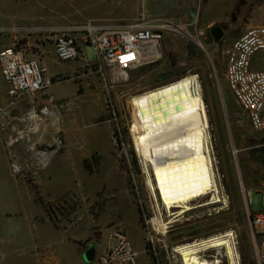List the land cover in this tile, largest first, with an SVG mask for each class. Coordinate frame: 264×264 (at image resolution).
<instances>
[{"label": "rangeland", "instance_id": "374dc122", "mask_svg": "<svg viewBox=\"0 0 264 264\" xmlns=\"http://www.w3.org/2000/svg\"><path fill=\"white\" fill-rule=\"evenodd\" d=\"M263 7L264 0H0V28L26 29L15 36L0 32V49L16 44L30 58L43 60L44 75L52 81L10 105L0 76V264H39L44 244L68 264H98L115 229L138 253L137 264H149L148 255L150 264H178L177 246L230 231L237 237L238 263L255 264L248 209L264 212V133L252 130L227 90L222 53L246 28L264 23ZM142 16L184 28L196 38L167 31L160 61L130 72L125 81L106 70L103 81L79 28L124 26ZM195 19V26L188 27ZM214 26L222 29L218 43L209 32ZM65 31L76 39L79 55L62 62L48 36ZM192 75L201 88L221 201L171 222L164 216L166 227L158 228L145 224L160 216L133 133L130 98ZM50 90L55 93H45ZM189 152L180 148L178 157ZM177 171L195 178L206 172L201 165ZM205 178L202 193L173 194L172 209L182 202L195 206L212 200L211 181ZM46 194L48 211L56 215L51 222L58 223L61 214L63 222L77 226L76 232L62 224L58 230L44 226ZM86 237L95 246L90 262L79 253L86 248L72 240Z\"/></svg>", "mask_w": 264, "mask_h": 264}, {"label": "built area", "instance_id": "2783aa9c", "mask_svg": "<svg viewBox=\"0 0 264 264\" xmlns=\"http://www.w3.org/2000/svg\"><path fill=\"white\" fill-rule=\"evenodd\" d=\"M147 0H141L145 3ZM264 13V7H263ZM196 19L187 26L194 27ZM25 28H0L15 36ZM84 45L94 52L96 73L106 80V70L114 71L120 81L128 74L146 65L160 61L163 56L162 39L167 31L183 32L189 40L196 38L185 29L165 21L147 20L117 27L85 24L79 28ZM198 46L201 45L198 43ZM54 53L57 60L66 62L79 55L76 39L71 32L55 35ZM224 80L227 90L248 121L252 130L264 133V23L252 25L241 32L223 51ZM0 76L5 85V95L10 105L20 103L48 88L52 81L44 76L38 60L28 59L27 53L16 44L0 49ZM3 113V111L1 110ZM250 205V199L247 201ZM248 216L252 228V252L255 264H264V212ZM146 219L145 224H153ZM226 232H223V234ZM232 234L234 247L237 237ZM192 244V243H191ZM215 250L202 253L209 260ZM138 253L132 248L126 235L115 229L108 237L103 251L97 256L98 264H137Z\"/></svg>", "mask_w": 264, "mask_h": 264}, {"label": "bare ground", "instance_id": "6f19581e", "mask_svg": "<svg viewBox=\"0 0 264 264\" xmlns=\"http://www.w3.org/2000/svg\"><path fill=\"white\" fill-rule=\"evenodd\" d=\"M129 105L133 133L160 216L153 225L165 228L164 216L171 222L191 211L218 204L221 199L215 177L213 147L197 77H183L169 85L135 95L130 98ZM180 148L190 151L186 158L178 157ZM195 155L198 157L195 158ZM200 165L207 174L202 173L196 178L177 171V168L190 169ZM14 169L17 170V167L14 166ZM206 176L211 181L212 200L195 206L182 202L180 207L172 209L169 199L173 194L183 198L202 193ZM231 238L232 234L228 232L180 245L174 249V257L178 264H221L223 259L227 264H239V256ZM207 249L215 250L217 257L210 258L212 260L203 258L201 255Z\"/></svg>", "mask_w": 264, "mask_h": 264}, {"label": "crops", "instance_id": "0c3cea01", "mask_svg": "<svg viewBox=\"0 0 264 264\" xmlns=\"http://www.w3.org/2000/svg\"><path fill=\"white\" fill-rule=\"evenodd\" d=\"M66 30V29H65ZM65 32H67V31H65ZM57 33H60V32H57ZM57 33H53L52 35H50V36H48V37H50L49 39H51V40H49V41H52V46H53V51H54V39H55V35L57 34ZM74 33H77V32H74ZM15 40V37L13 38V41ZM81 41H83V39H81ZM81 52H82V49H81ZM27 58L28 59H33V58H30L28 55H27ZM33 60H35V59H33ZM39 63H40V65H41V67H42V69H43V71H44V68H45V65H44V63H43V60L40 62L39 61ZM45 76V75H44ZM46 77V76H45ZM46 78H48V77H46ZM50 79V78H49ZM45 93H47L48 95H51V93H55V92H53V90H52V92H51V90L50 91H46ZM53 98H55V96H52ZM57 97V96H56ZM52 98V99H53ZM62 98V97H61ZM41 102H43V101H41ZM1 131V130H0ZM2 136H4L5 134L3 133V134H1ZM14 135V134H13ZM18 135V134H17ZM46 141L44 140V143H45ZM7 142H5V147L7 148L8 147V145L6 144ZM47 143H48V141H47ZM12 145V144H11ZM48 191H49V189H48ZM50 201H51V199H50V195L49 194H46V197L44 196V226L45 227H47V226H49V224H50V226L54 229V230H58L60 227H61V224H62V227H64V229H66V230H69V231H75L76 232V228H77V226L76 225H74V224H70V223H68L67 221H65V222H63L62 220H61V217H62V215L60 214V219H56L57 220V222L58 223H52L51 222V219L53 218V217H55L56 218V215H55V213L53 212V211H48V205H49V203H50ZM65 220V219H64ZM93 221H95V220H93ZM51 222V223H50ZM88 223H90V221L88 222ZM87 224V223H86ZM49 226V227H50ZM88 226V225H87ZM87 226H85L84 227V229L83 230H81V231H79L80 233H81V238L82 237H84L85 236V234H87V233H85L86 231H88V229H87ZM73 240V242L74 243H76V245L77 246H79V247H81V246H83L82 248H86L87 249V247L89 246V244H94V241H92V240H90V241H88V242H85V240H87V237L85 238V239H82L83 241H78L77 239H72ZM41 252H43L42 254H41V260H40V263L39 264H68L67 262H68V260L67 259H65L62 255H58L56 252H54V250H51L50 249V247H48L47 245H45L44 244V251H41ZM83 250L81 251V248H79V253H81V255L83 254ZM145 252H146V250H145ZM146 254L148 255V253L146 252ZM148 258H149V264L151 263L150 262V257H149V255H148Z\"/></svg>", "mask_w": 264, "mask_h": 264}, {"label": "water", "instance_id": "95a60500", "mask_svg": "<svg viewBox=\"0 0 264 264\" xmlns=\"http://www.w3.org/2000/svg\"><path fill=\"white\" fill-rule=\"evenodd\" d=\"M210 35L213 38L214 43H218L222 38V29L218 26L211 27ZM190 51L193 52V47L190 46ZM95 257V246L93 244H89L85 252L82 254V258L85 262H90Z\"/></svg>", "mask_w": 264, "mask_h": 264}, {"label": "flooded vegetation", "instance_id": "af4514ba", "mask_svg": "<svg viewBox=\"0 0 264 264\" xmlns=\"http://www.w3.org/2000/svg\"><path fill=\"white\" fill-rule=\"evenodd\" d=\"M102 189H103V188H102ZM101 193H102V192H101ZM102 196H103V193H102ZM96 203H99V202H98V200H97V202H96ZM215 256L217 257V253H216V255H212L210 258H212V259H213V258H215ZM221 264H223V263H221Z\"/></svg>", "mask_w": 264, "mask_h": 264}, {"label": "trees", "instance_id": "16d2710c", "mask_svg": "<svg viewBox=\"0 0 264 264\" xmlns=\"http://www.w3.org/2000/svg\"><path fill=\"white\" fill-rule=\"evenodd\" d=\"M193 47V50L195 51V47L194 46H192ZM148 66H150V65H148Z\"/></svg>", "mask_w": 264, "mask_h": 264}]
</instances>
